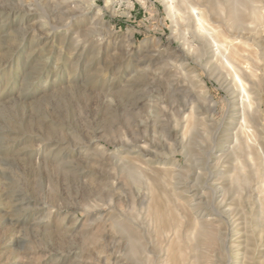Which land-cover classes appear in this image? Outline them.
<instances>
[{
    "label": "rangeland",
    "instance_id": "rangeland-1",
    "mask_svg": "<svg viewBox=\"0 0 264 264\" xmlns=\"http://www.w3.org/2000/svg\"><path fill=\"white\" fill-rule=\"evenodd\" d=\"M173 1L0 0V264H264L263 126L240 162L215 158L230 92L197 53L177 68ZM187 1L227 18L224 0Z\"/></svg>",
    "mask_w": 264,
    "mask_h": 264
},
{
    "label": "bare ground",
    "instance_id": "bare-ground-1",
    "mask_svg": "<svg viewBox=\"0 0 264 264\" xmlns=\"http://www.w3.org/2000/svg\"><path fill=\"white\" fill-rule=\"evenodd\" d=\"M248 1L224 0L227 18L225 22H222L209 18L208 14L198 5L190 4L185 0L187 15L183 19L187 22V29L184 42L175 52V56L180 61H178L177 68L182 72H185L189 68L188 66L192 65L188 61L192 53H197L199 58L206 59L208 63L206 66L212 64L218 77L230 92L228 97L229 110L220 126L225 125L228 120L234 127L230 128L231 131L227 133L226 142L221 149H217V146L212 148V153L219 161L233 154L236 156L237 162H240V158L236 154L242 148L244 133L251 131L252 123L254 125L261 124L264 130V119H262L260 109V94L264 85V33L261 37L257 35L258 28H261L262 32L264 31V10L256 5L257 0H250L252 5H248L250 4ZM248 6L251 8L249 18H246L243 8ZM168 9L173 16L178 10L173 0H168ZM173 19L177 21L176 18ZM171 66H176V64L173 63ZM211 101L213 100L209 99V102ZM210 106L214 107L213 103ZM186 109L187 105H183L180 111L184 113ZM194 113L195 110L192 107L191 113L186 115L187 117L185 116V119H189L185 129H191L192 121L195 119ZM177 134L178 131L175 135ZM183 140L184 135L181 138V141ZM209 159L213 160L214 157L211 155ZM238 167L244 168L242 165H238ZM214 173L212 170L209 171V179L214 176ZM205 185L213 192L215 198L223 197L228 192L227 188L221 186L208 183ZM195 196L198 198V193ZM224 201L220 204L222 205ZM198 203V201L193 203V208L198 207ZM153 208L160 220H168L157 198L153 199ZM204 209L197 210V215L206 221L214 220L216 216L222 215L216 207L215 213H209L207 208ZM196 225L199 231L204 229L198 220ZM171 255L175 261L178 260L177 251L174 250Z\"/></svg>",
    "mask_w": 264,
    "mask_h": 264
}]
</instances>
